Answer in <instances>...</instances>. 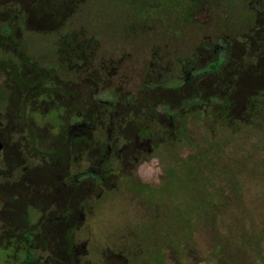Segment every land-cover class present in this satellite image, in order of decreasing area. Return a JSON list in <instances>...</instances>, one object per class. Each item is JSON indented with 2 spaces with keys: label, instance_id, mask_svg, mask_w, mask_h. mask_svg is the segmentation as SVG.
Returning a JSON list of instances; mask_svg holds the SVG:
<instances>
[{
  "label": "rangeland",
  "instance_id": "rangeland-1",
  "mask_svg": "<svg viewBox=\"0 0 264 264\" xmlns=\"http://www.w3.org/2000/svg\"><path fill=\"white\" fill-rule=\"evenodd\" d=\"M259 11L264 0H0V264H27L24 250L28 264H264ZM215 57L223 68L205 73ZM27 77L59 85L54 120L36 96L26 115L38 102L39 121L15 116Z\"/></svg>",
  "mask_w": 264,
  "mask_h": 264
},
{
  "label": "flooded vegetation",
  "instance_id": "flooded-vegetation-1",
  "mask_svg": "<svg viewBox=\"0 0 264 264\" xmlns=\"http://www.w3.org/2000/svg\"><path fill=\"white\" fill-rule=\"evenodd\" d=\"M135 1L136 0H130V2L131 3H135ZM139 1V0H138ZM146 1H149V0H146ZM148 9H146V11H147ZM263 10V9H262ZM145 11V12H146ZM151 13V12H150ZM150 14H148V13H146V16H144V14L142 15V14H139V15H137L134 19L135 20H137V19H140V20H142V19H145V20H148L149 18H148V16H149ZM257 15V14H256ZM264 15V12L263 13H260V11H259V13H258V15H257V17H261V16H263ZM133 20V19H132ZM11 28L9 27V26H3V27H1L0 28V35L1 36H3V37H8L10 34H11ZM262 38V43L263 44H261V43H259V42H255V40H252L253 42H255V43H258V44H261V45H264V37L262 36L261 37ZM217 39H221V38H216V40ZM211 41H212V39H211ZM210 42V41H209ZM66 49H67V52H68V50H70V49H72L71 51L73 52V47L72 46H67L66 47ZM13 53H15V52H13ZM199 59V58H198ZM24 60V59H23ZM28 61V63H29V65L30 66H34L33 65V62L32 61H30V60H27ZM15 63H19L18 61L17 62H15ZM20 64H22V65H24L25 64V60H24V62L22 61V62H20ZM36 65V69H39V71L40 72H42L43 70V68H45L44 70L47 72V70H46V68H47V66H43V65H38L37 66V64H35ZM49 67V69H54V66H52L51 68H50V66H48ZM20 68H22L21 66H19V69ZM29 69H31V67H28ZM221 68H223V64H222V62L218 59V58H214V60L213 61H211V62H209L208 64H207V70L205 71V73H209V74H216V75H218V73L220 72V70H221ZM33 69V68H32ZM33 70H35V68L33 69ZM17 71H19V70H17ZM37 72V71H36ZM16 74H18V73H16ZM19 75V74H18ZM30 78L29 77H27L26 79H24V78H21V81L20 82H18L17 83V95H18V100L19 101H21V103L22 104H19V106H18V109H17V111L15 112V116L17 117V119H20V120H22L23 119V117L26 119V116L27 117H29V115L30 116H32L33 115V113H36V111L34 110V108H33V112H31L29 115H26V112L30 109V105L28 104V102H30V100H32L31 99V97H33V96H36L38 99H42L43 97H44V99H45V101L47 100V101H49L50 103H48L49 104V110H48V112L47 113H44V114H46V116L45 117H48V116H50L49 114L50 113H52V114H55V110H57V108H58V106H59V108H61L62 106L61 105H59V101L57 100V93H58V91H60L59 89H60V87H59V85H57V83L55 82V81H53L52 79L51 80H46V79H39L40 80V82H38V84L36 83H32L31 82V80H29ZM231 81H230V78L228 79V81H227V83L229 84ZM226 83V84H227ZM37 87V89H36V91H35V88ZM178 88H180V87H182V89H180V90H183L184 89V87L183 86H177ZM105 89H103V90H101V91H104ZM57 97V98H56ZM119 101H123L124 103L123 104H127L128 102H129V98L127 97H124V99L122 98V96H120L119 97V99H118ZM118 101V102H119ZM130 101H132L131 99H130ZM116 103H117V99H116V101H115ZM38 103V102H37ZM36 103V108H37V115H38V121L40 120V116H39V114H40V112L38 111V104ZM116 103H114V105L116 104ZM23 107V109H24V111L23 110H21V108ZM23 112H25V114H23ZM83 115H86V114H83ZM63 116H64V112H63ZM65 116H69V114L67 113V115L65 114ZM143 116H144V114H143ZM77 118H80V116H76ZM145 117V116H144ZM48 118H50V119H52V120H54V118H51V117H48ZM146 119H147V117H145ZM73 118H69V121H68V127L69 126H71V124L69 125V122L71 123V122H73L74 121V119L72 120ZM25 121V120H24ZM75 121L77 122V119H75ZM80 121H82V120H80ZM150 121H153V120H150ZM35 123V122H34ZM64 123H65V121L64 122H62V124L64 125ZM78 123H81V122H78ZM76 125H80V124H76ZM36 127H39L38 125H35ZM72 127V126H71ZM139 127V129L137 130V132H143L141 129H146V131H148V133H149V129H147L146 127H144L143 126V128H142V126H138ZM143 133H145V131L143 132ZM0 142H1V140H0ZM70 142H72V139L70 138ZM2 143V142H1ZM3 150H4V146H3V144H2V150H1V152H0V163H1V154H2V152H3ZM32 237H30V241L32 240L31 239Z\"/></svg>",
  "mask_w": 264,
  "mask_h": 264
},
{
  "label": "trees",
  "instance_id": "trees-1",
  "mask_svg": "<svg viewBox=\"0 0 264 264\" xmlns=\"http://www.w3.org/2000/svg\"><path fill=\"white\" fill-rule=\"evenodd\" d=\"M133 23H134V19L131 20ZM30 241V236L29 234H25V243L21 244V248L24 250L25 249V245H27ZM12 246V244H11ZM14 247H16V244L14 245ZM18 247V246H17ZM16 247V249H17ZM19 248H20V245H19ZM24 253H25V261H23V263H30V262H33L34 261V255H33V252L31 250H24Z\"/></svg>",
  "mask_w": 264,
  "mask_h": 264
},
{
  "label": "water",
  "instance_id": "water-1",
  "mask_svg": "<svg viewBox=\"0 0 264 264\" xmlns=\"http://www.w3.org/2000/svg\"><path fill=\"white\" fill-rule=\"evenodd\" d=\"M1 150H2V143L0 142V152H1Z\"/></svg>",
  "mask_w": 264,
  "mask_h": 264
}]
</instances>
